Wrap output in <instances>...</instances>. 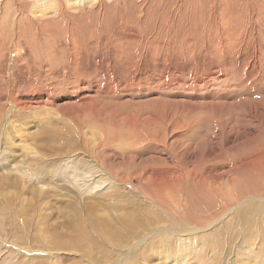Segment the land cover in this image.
<instances>
[{
    "label": "rangeland",
    "instance_id": "374dc122",
    "mask_svg": "<svg viewBox=\"0 0 264 264\" xmlns=\"http://www.w3.org/2000/svg\"><path fill=\"white\" fill-rule=\"evenodd\" d=\"M23 2L0 4V264L117 247L124 264H264V0H52L37 20ZM169 191L176 239L102 238Z\"/></svg>",
    "mask_w": 264,
    "mask_h": 264
},
{
    "label": "bare ground",
    "instance_id": "6f19581e",
    "mask_svg": "<svg viewBox=\"0 0 264 264\" xmlns=\"http://www.w3.org/2000/svg\"><path fill=\"white\" fill-rule=\"evenodd\" d=\"M3 1H5V0H0V4L3 3ZM51 1L50 0H24L25 3L29 4V7H30L29 10H30L31 16L32 17L33 16L36 17V20L37 19H44L45 17L47 19V17L49 16L50 11L51 12H54L55 8L51 4ZM18 2H19V0H18ZM24 2H23V4H24ZM76 2H77L76 3L77 5L79 4V6H81L82 4H85L86 5V3L89 2V0H76ZM69 3L70 2H68V4ZM59 13H60V11H59ZM23 16H24V14H23ZM88 172H89V170H88ZM160 172L161 173H157L156 174V177L158 179V182H161V184H162L168 178V177H166V173H168V171L165 172V170H162ZM104 173L106 174V172H104ZM152 179L153 178H151V180ZM89 181L90 182H88V186L92 188L91 191H90L91 193L92 192H96L99 188H101V186L103 184H105V186H107V187L108 186L111 187L112 186V182H113V181H111V179L108 180V179H106V177H101L100 180L97 179V181L95 182V185H93V187H92V184H93V182L95 180L92 179V180H89ZM158 182H157V185H158ZM165 185H167V184H165ZM96 188H98V189H96ZM173 192L172 191H169V193H171V196H169V197L167 196V194L160 193V192L159 193L157 192L154 195H151L150 197H147L150 200V203H151L150 205L152 206V208H151L152 214H151L150 211H148V212L147 211H143V210L140 211L138 209L132 210L131 213H133L135 217L134 216H130L131 214H129V216H127L128 219L126 221H124L126 224L120 223V224H123V225L121 226V229H119L118 231L112 230L111 227L109 226V228H107V229H110V232H108V234H105V236L102 237V238L104 240H106L108 243H110V240H113L114 237L117 238L118 240H120V238L121 239L123 238V240L124 239L138 240V239H141L145 235H148L149 236L150 233L151 234H154L155 232L156 233H159V232L163 231V232H166V234L164 235L165 237H163V238L165 240H167V242L169 241L168 238H172L173 237L172 239H176L177 236L181 235L182 232H185L187 230H184L182 228L183 225H185L184 220L181 219V218H179V215L176 214V212L171 209V206L173 207V205H174L176 207L178 205L177 198L174 197V194L175 193H173ZM142 197H144L146 199L145 196H142ZM245 201H246V198H244L243 202H245ZM243 202H237L235 204L236 205H241ZM165 204H167V206H165ZM234 206L235 205H233V207ZM253 206H254V201L247 200L246 205L245 206H242L243 208L240 209V210H243V209L248 208V207H253ZM139 220H140V222H139ZM127 221H132V222L128 224ZM100 222L103 223L102 220ZM161 222H163V223L165 222V224L161 225L160 224ZM103 224L107 225L108 222L105 221ZM116 235H118V237ZM168 235H171L172 237H170ZM157 236H159V235L157 234ZM155 237H156V235H155ZM152 238H150V239H152ZM160 241H161V239H159V243H160ZM118 244L120 246V243H118ZM125 244H126V246H129L130 245L128 243H125ZM130 246H132V245H130ZM112 248H114V247H112ZM114 249H119V254H122L123 251H124L125 252V255L124 256L126 257V259L125 260L124 259L123 260L121 259V261L119 262V260H120L119 259V256L118 255H117V257L113 256V257L117 258V260H115V262H111L110 264H124L125 262H127L129 260V257L126 256L127 253L130 251L129 248H128L127 251L124 248H122V247H121V249L119 247L114 248ZM114 249L113 250L111 249V250L114 251ZM121 256H123V255H121ZM129 264H133V263L131 262ZM178 264H180V263H178Z\"/></svg>",
    "mask_w": 264,
    "mask_h": 264
}]
</instances>
